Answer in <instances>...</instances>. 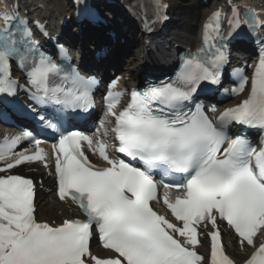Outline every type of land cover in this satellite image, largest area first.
<instances>
[{
  "label": "snow or ice",
  "instance_id": "6c2138e0",
  "mask_svg": "<svg viewBox=\"0 0 264 264\" xmlns=\"http://www.w3.org/2000/svg\"><path fill=\"white\" fill-rule=\"evenodd\" d=\"M167 5L162 0H147L140 5L146 30L162 17ZM151 10V17L148 13ZM18 11V8H17ZM230 23L235 28L264 26L252 9L241 19L233 6ZM222 12L210 14L204 25V45L190 53L175 78L133 89L122 110H117L123 93L117 80L109 85L106 117L114 118L111 131L119 142L115 150L131 158L111 159L108 145L77 130L60 131L53 145L58 195L76 203L84 218L66 219L59 226L37 222L34 215V185L20 175H0V264H201L195 250L200 243V226L210 223V264H234L224 251L217 219L234 229L243 246L254 251L245 264H264V142L257 148L245 135L229 138L227 128L239 124L264 129V51L255 67L251 90L246 99L227 107L214 118L202 105L188 107L201 82H219L220 68L227 60L219 41ZM0 27V91L12 92L17 82L11 79L10 64L15 59L35 90L38 104H51L56 114L40 120L59 131V113L65 109L87 110L92 106V79L67 69L42 52L27 21ZM47 33H45L46 35ZM219 45V46H218ZM61 51H64L61 46ZM248 77L241 75L232 94L242 92ZM215 112V107L209 109ZM105 120L100 121L101 127ZM99 133V129H97ZM21 136L5 137L0 142V161L12 169L24 162L44 161L46 153L33 139L36 150L14 152ZM82 142L98 152L109 165L97 167L85 155ZM95 145V147H93ZM161 174L163 203L174 221L151 206L157 200ZM171 178L172 183H163ZM182 191L175 199L169 189ZM95 227L105 249L115 255L100 258L90 252L89 241Z\"/></svg>",
  "mask_w": 264,
  "mask_h": 264
},
{
  "label": "bare ground",
  "instance_id": "6f19581e",
  "mask_svg": "<svg viewBox=\"0 0 264 264\" xmlns=\"http://www.w3.org/2000/svg\"><path fill=\"white\" fill-rule=\"evenodd\" d=\"M194 1V0H193ZM254 2H261L263 0H253ZM170 2V7L173 10V13L177 14V15H183V14H190L189 8H190V4L188 3V7H183L178 1L175 0H169ZM224 2V0H216L214 2V6H217L218 4ZM39 3V8L42 9V11L45 13V18H47L48 20L51 19H62V16H64L66 13H68L67 8L70 7V5L68 6L67 4V0H59L58 6H56L55 4H52V2L50 1H45V0H40L38 1ZM97 4L101 7L102 10L105 11V9H110L112 10V6L108 5L104 2H99V0H97ZM104 7V8H103ZM206 7V6H205ZM117 10L120 12V14H122V18H126V20L124 21H120L119 19L117 20V24H112L110 26L104 27L103 25H101V29L103 28L105 30V28L107 30H109L110 28L113 29L115 36L113 37H108V42L107 44H109V47L113 49H115L116 47H120L122 46V44L126 43L125 45L127 46V48L130 46V44L133 42L135 43V52L133 54H131V56L129 55L127 60H125L126 64L124 67V70H127V72H129V74L131 76H134L136 74V76H138L139 74V70L140 69H146L147 64L143 63L145 61V57H143L142 55L144 54V52L146 51V54H149L146 58L147 60L149 59L150 55L152 54V51L160 57V60H157V62L155 63L154 66H156L157 64L159 66H166V65H170L172 63V61L169 60V55H170V51L168 49L171 50V47H174V45L177 44H193L196 43V39L194 37H181L180 32L179 35H170V39L171 42H167V37L165 34V28H162L160 30L157 31L156 34H150L149 36H145V34L143 32L138 31L139 30L137 24L136 27L134 26L133 23V19H130L129 17L125 16V12L122 11L121 9L117 8ZM207 11H203V13L205 14ZM117 14H119L117 12ZM193 16V15H192ZM196 20H200L199 25H201V19L204 18V15H198V16H193V19ZM173 22V21H172ZM174 23V22H173ZM86 24V28L81 30V34H83L82 39L80 38V32L76 26V24L74 23H62L58 26V30L59 33L57 34L61 39H67V41L69 43H71V45H75L77 44L78 46L83 47V45H85L86 43H88L89 40H87V33L90 30V25L88 23ZM174 28H185V29H191L189 26H185L182 22H176L174 23ZM188 31V30H187ZM182 34V33H181ZM145 37H147V39L149 40V49L147 51V47L144 45L145 42ZM121 38H126L124 39L125 41L122 42ZM175 40V44H172V41ZM64 42V41H62ZM106 43H104V45H107ZM140 48V50H139ZM93 50V48H92ZM145 55V54H144ZM119 59H121V56L119 55ZM144 59V60H143ZM136 71V73H134ZM104 75H106V73H103ZM36 175L39 176L40 178H42L45 182H47V180L49 179V175L47 173V169L46 168H42V167H38L37 168V172ZM39 207H38V211H37V217L38 220L40 221H52V220H57L58 222L61 220V218L63 217H71L76 215V210L74 209V207H72L70 204L66 203V202H59L58 200H56L54 198V195L52 193L50 194H44V192L42 193L40 200H39ZM44 204L43 207L47 208H42V211L40 212V209L42 207V205ZM59 210V211H58ZM48 213H50V216L48 217ZM230 250H234L235 253L231 254ZM228 252L235 258L238 257L240 255V253L242 254V252H238L235 249V246H230L228 248ZM237 261H239L241 258H235Z\"/></svg>",
  "mask_w": 264,
  "mask_h": 264
},
{
  "label": "rangeland",
  "instance_id": "374dc122",
  "mask_svg": "<svg viewBox=\"0 0 264 264\" xmlns=\"http://www.w3.org/2000/svg\"><path fill=\"white\" fill-rule=\"evenodd\" d=\"M175 1H178L183 7H188V3H191L192 2V0H175ZM57 3H59V1L57 0ZM56 3V0L53 2V4H57ZM198 3H199V0H198ZM193 4V2L190 4L191 6H190V9L192 10V11H194L195 13H197L198 15H200V13H201V9H199L198 7H197V5L196 6H193L192 5ZM57 6V5H56ZM181 19H182V21H187L188 23H191V25H193V28H192V30L190 31L191 33V35H193L194 33H193V31H195L197 28H198V25H199V22L197 21V26L195 25V22H196V20H191V18H189V17H181ZM195 37V36H194ZM131 53H133V52H130L128 55H130ZM44 206V204L42 205V207H41V209H40V212L42 211V208H47V206L46 207H43ZM59 211V210H58ZM50 216V213H48V217ZM230 246H233L232 245V241H229L228 242V248L230 247ZM231 251V254L232 253H235V251L234 250H230ZM240 253V252H239ZM243 254H245V253H243ZM235 258H241V253H240V255L238 256V257H235ZM242 258H243V256H242Z\"/></svg>",
  "mask_w": 264,
  "mask_h": 264
}]
</instances>
